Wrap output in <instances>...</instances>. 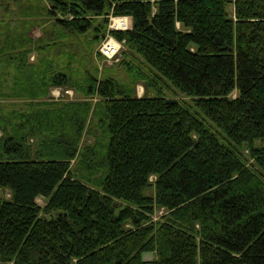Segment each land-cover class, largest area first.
<instances>
[{"label":"trees","instance_id":"1","mask_svg":"<svg viewBox=\"0 0 264 264\" xmlns=\"http://www.w3.org/2000/svg\"><path fill=\"white\" fill-rule=\"evenodd\" d=\"M22 14L90 60L109 32L132 81L74 76L73 56L28 62L23 31L0 90L23 99L0 101V264H264V0H29ZM110 14L130 28L108 30ZM50 86L83 99H45Z\"/></svg>","mask_w":264,"mask_h":264},{"label":"rangeland","instance_id":"2","mask_svg":"<svg viewBox=\"0 0 264 264\" xmlns=\"http://www.w3.org/2000/svg\"><path fill=\"white\" fill-rule=\"evenodd\" d=\"M36 3V2H35ZM29 5V0H0V90L3 92L9 91L11 88V80L13 79L14 75L17 74L15 72V60L13 59V54H15L16 50L18 49L13 48L14 44L17 45L18 39L20 37H23L24 42L26 41V34H23V31H28V38L32 39L34 42L27 41L28 47H31V50L27 53L25 56L28 62H37L39 58H45L46 60H58L61 64L66 61V57H71L68 60H70V64L72 68L74 69V76L79 75L80 71H82L84 68L95 70L97 76H102L104 74H112L116 78L120 79L124 83H127L131 85V77L127 73V71L118 64V60L122 57L121 51L124 49L122 46V43L117 40L113 35H111L109 32H107L102 39H100L98 42H95L93 44L94 48L92 49V59H88L86 56H83L81 54L80 48L78 51L80 53L75 54L76 51L73 46L67 47V39H63L59 37V35L56 34V32H53V34H49L51 29L49 27H38L39 25L33 26L31 24V20L38 21L40 20L39 15H25L22 14V10H26L27 6ZM118 16H126L130 20L131 24V18L128 15H118ZM109 17V16H108ZM44 20H48L43 17ZM49 22V21H48ZM110 20L107 21V28L109 30V23ZM113 36L118 42H120L119 49L117 53L111 57V58H105L100 53L99 49L101 46V43L105 39L106 36ZM41 37V42H49L50 48L42 47L39 51H36L34 49V45L36 39L38 37ZM88 37V38H87ZM82 37L80 36L79 41L81 43L86 42L87 39L90 40L91 36ZM27 38V39H28ZM49 39V40H46ZM86 39V40H85ZM52 41H55L56 45L53 47V44H51ZM93 43V42H92ZM62 44L66 45L65 47L69 51L66 55H63L61 52ZM74 44V42H72ZM2 48V49H1ZM76 48V47H75ZM121 50V51H120ZM63 56H61V55ZM69 54V55H68ZM11 55L12 58L8 59V56ZM79 55V56H74ZM57 62V61H56ZM55 62V63H56ZM82 64V65H80ZM84 67V68H83ZM68 90V91H65ZM134 91L137 96H141L144 92V86L142 82H136L134 84ZM165 95L169 98H174V96L169 93L168 91H165ZM182 95H178L180 97ZM53 100V101H65V100H73V99H83V96L79 93H77L72 88H64L61 86H50L48 88V94L45 97V99ZM94 98L92 99V101ZM2 105L4 106V111H8L10 109H18L21 107V103L23 102V99H17L14 97H5L4 99H1ZM91 139L89 137L84 138V142H88ZM258 143V141H257ZM152 178V177H151ZM0 193H2L4 196H9V191L4 189H0ZM37 202L39 204L44 203V199L42 197L37 198ZM162 213V210L159 209L157 214ZM145 258H150L151 254H145Z\"/></svg>","mask_w":264,"mask_h":264},{"label":"built area","instance_id":"3","mask_svg":"<svg viewBox=\"0 0 264 264\" xmlns=\"http://www.w3.org/2000/svg\"><path fill=\"white\" fill-rule=\"evenodd\" d=\"M108 19L110 20L109 29L113 30H125L130 28V20L126 16H118V15H109ZM120 46V42H118L113 36H106L100 46V53L105 58L113 57ZM65 91H68L65 89Z\"/></svg>","mask_w":264,"mask_h":264},{"label":"water","instance_id":"4","mask_svg":"<svg viewBox=\"0 0 264 264\" xmlns=\"http://www.w3.org/2000/svg\"><path fill=\"white\" fill-rule=\"evenodd\" d=\"M166 101L171 102V101H173V99L167 98Z\"/></svg>","mask_w":264,"mask_h":264}]
</instances>
